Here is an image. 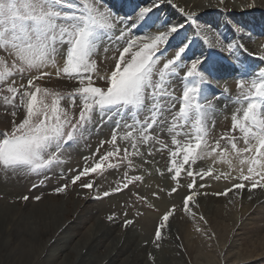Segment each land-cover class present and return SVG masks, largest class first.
Returning a JSON list of instances; mask_svg holds the SVG:
<instances>
[{
  "label": "rangeland",
  "instance_id": "obj_1",
  "mask_svg": "<svg viewBox=\"0 0 264 264\" xmlns=\"http://www.w3.org/2000/svg\"><path fill=\"white\" fill-rule=\"evenodd\" d=\"M230 1L236 5L241 4L239 0ZM243 1H246L245 5H250L247 0ZM152 3L151 0L148 3L144 2L143 5L151 6ZM252 3L254 6L250 9V20L253 24L263 25L264 7L258 6L253 0ZM101 7L110 9L116 17L125 20L129 17L135 19L134 13H116L105 0ZM229 10L231 9H227ZM221 21L219 18L218 28L212 27L219 39V41H211L212 43H209L210 39L203 29L199 28L201 22L186 21V24L193 27V33L182 31V34L189 38L190 46L178 62L179 66L169 70L174 71L176 75L170 77L165 94L155 102L158 120L149 131V135L155 139L148 144H140L136 141L141 155L132 154L134 151L132 138L127 140L121 138L125 133L133 131L123 127V123H134L135 113L132 114V119H129L124 113L109 112L102 118L98 112H94L92 123L87 125L82 135H77L73 142L63 148L59 162L50 169L34 173L26 169L12 171L0 168V264H58L65 259V256L68 258L65 264H79V254L76 252L80 247L79 244L84 241L85 231L92 225L100 226L101 231H106L111 226L114 229L113 234L104 239L99 248L100 253L107 249L117 235H124L128 231H137L140 235L143 233L142 237L145 238L143 246H148L146 250L148 264H159L154 256L157 252L162 255L164 252L163 256L166 260L169 259L170 264H179L181 261L183 264H264V223L258 237L249 235L255 224V219L252 218L254 210L263 201L256 202L252 199L264 198V188L259 185L252 188L251 185L260 179L261 174H264V168L259 164L251 163L253 158H257L254 151L241 152L237 156L227 139H221L226 134L235 136L237 149L247 146L243 141V134L238 129L233 130V116L242 120V109L246 107V103L234 101L240 99L239 93L242 91L238 88V83L243 79L244 90H247L250 87L251 74L264 69V60L260 58L264 55V34L258 36L261 42L259 51L262 54L259 55L254 51L255 48L248 47V43L243 45L242 42L232 41V38L228 40L225 36V32H228L226 23ZM129 23L127 28L130 32L124 39L120 40L117 37L120 36V29L125 25L117 23L115 31L110 33L111 39H104L95 54L91 56L90 59L96 65V71L92 73L94 86L103 89L108 87L107 79L100 77L110 76L115 70L120 52L127 46V40L133 36L150 37L159 33L155 30L144 32L139 28L131 29ZM209 24L205 25L209 26ZM164 30L161 29L162 32ZM172 37L174 36L170 39ZM197 38L201 41L200 45L199 42L196 44ZM167 44L159 46L163 55L157 63V73L152 78L154 81L158 80V73L163 70V64L173 59L181 46L179 38L174 39L170 45ZM57 47L60 51L55 55L56 68L62 69L66 62L67 45ZM137 50L132 48L129 53L124 54V59H131L132 53ZM0 57L5 59L9 68L17 62L14 55L4 50H0ZM197 58L204 61L198 69L205 74L207 83L203 85V89L207 98L206 103L213 105L214 111L206 113L203 117H197L193 110L189 113L188 120H184L179 117L180 98L186 83L184 77L192 60ZM56 68L42 69L44 72H51L52 75L44 76L34 83L65 97L60 101V107L72 118L71 122L74 124L81 112V99L76 96L73 103L68 98V94L80 87V83L78 78H69L64 74L57 77ZM206 68L214 69L211 75L205 73ZM2 70L3 68L0 67V71ZM222 70L229 75L220 84L214 85L216 71ZM246 70L247 75H245ZM36 75L38 73L35 71L15 72L14 75L0 82V139L3 138V133L11 132L13 120L19 124L26 114L23 109H14L12 104L5 103V98L10 99L12 95L7 91L8 86H14L22 92L25 89L21 86H27L28 80ZM165 79L168 80L169 77L166 75ZM173 96L175 99H171ZM53 99L55 97L49 96L45 102L51 105ZM19 103L17 98L15 104L19 105ZM14 110L15 116L12 115ZM150 115L151 113L146 110L141 111L139 120L143 121ZM261 115L264 116V109L261 110ZM198 119L203 120V123L198 124ZM117 121L122 122L119 128L116 126ZM198 127L206 129L203 134L208 145L205 152L211 151L218 140L220 148L211 156L202 154V158L195 164L186 166L195 172L207 171L211 168L213 174L203 179L196 178L195 191L200 194L195 197L194 202L189 203L188 210L185 211L183 198L188 195L187 185L192 183V178L185 172H182L178 182L172 178V174L167 171L169 153L176 150V145L173 144L174 138L180 141V146L183 147L189 142L190 137L198 134L196 131ZM68 130L65 129L66 132ZM114 130L117 132L118 155L116 148L110 142ZM184 132H188L189 136L183 135ZM192 143H195L194 139ZM125 149L128 150L127 157H125ZM110 151L114 155L103 161L102 173L99 171L89 173L76 183L71 182L73 176L78 175L85 167H93ZM149 152L151 155H148ZM129 159L131 165L128 163ZM176 159L182 160V155H178ZM241 160L244 161L243 164ZM109 164L119 167H109ZM261 164H264V160H261ZM249 167L255 169L254 173L248 172ZM241 172L252 176V179L244 181V189L236 190L233 185L241 183L239 179ZM221 173L229 178L217 179L216 176ZM135 176H143L144 179L136 181L133 179ZM125 182H128L127 188L123 187ZM88 183H92L93 187L81 186ZM201 184L204 185L203 188L199 187ZM61 185L68 187L65 192L57 193L55 189ZM117 187H120L121 191H114ZM174 187L178 191L169 194ZM225 189L233 190L227 195H217L223 193ZM246 189L249 190V195L242 196ZM104 192H110V195L104 196ZM153 193L157 195L153 196ZM25 196L28 197L27 200L23 199ZM37 196L40 197L39 200L35 199ZM165 202L169 203L166 207ZM173 205H175L173 215L169 217L166 226L161 228L162 239L156 241V229L161 224L164 213ZM85 211L90 216L83 220L75 235L67 228ZM149 213L155 216L153 222L147 220ZM109 216L113 219L109 220ZM129 220L132 223L126 226L125 221ZM70 236L65 249L60 251L61 240L64 241ZM171 249H174L173 254H169ZM96 260L99 261V258ZM103 263L104 260L98 262V264ZM115 263L118 264L119 260L113 261V264Z\"/></svg>",
  "mask_w": 264,
  "mask_h": 264
},
{
  "label": "snow or ice",
  "instance_id": "obj_2",
  "mask_svg": "<svg viewBox=\"0 0 264 264\" xmlns=\"http://www.w3.org/2000/svg\"><path fill=\"white\" fill-rule=\"evenodd\" d=\"M102 3L103 0H0V50L14 55L17 61L9 68L5 59L0 57V67L3 68L0 71V82H3L6 77H11L15 72L35 71L38 73L28 80L27 86H21L25 89L22 92L11 85L7 88V91L12 95L10 99L5 98V103L12 104L14 109H23L26 114L19 124L13 120L10 133L2 134L0 168L3 170L26 169L35 173L50 169L59 162L63 148L73 142L77 135H82L87 125L92 123L94 112H98L102 118L109 112L124 113L129 119H132V114L135 113L134 123H123V127L133 129V131H129L121 137L125 140L133 139V155H141L136 141H139L140 144H148L155 139L149 135V131L158 120L155 102L165 94L170 77L176 75L174 71L169 70L179 66L178 62L190 46L189 38L182 34L185 24H172L167 31L159 32L156 35L133 36L127 40V46L120 52L115 70L111 72L110 76L100 77L108 81V87L103 89L93 85L92 73L96 71V65L90 59L99 44L106 38L111 39L110 33L115 31L117 23L125 25L120 29V36L117 37L120 40L124 39L130 32V29L127 28L129 21H131V29L137 28L141 21L147 23L148 14L160 5L157 0H153L151 6L139 7L133 21L131 17L127 20L116 17L110 9L102 8ZM173 6L185 15L186 21L196 23L198 18L196 13H186L184 8L178 5ZM173 34L175 38H179L181 46L176 51L175 57L163 64V70L158 73V80L154 81L152 78L157 73V63L160 56L163 55L159 46L166 44ZM58 45H67L66 62L62 69L56 68L55 55L60 51ZM132 48L138 50L132 53L131 59L125 60L124 54L129 53ZM260 58L264 60V55ZM203 63L204 61L200 58L192 60L191 66L185 74L186 83L180 98L181 107L179 109V117L184 120H188L189 113L193 110L197 117H203L206 113L214 111V106L206 103L207 98L203 89V85L207 83L205 74L198 69V66ZM47 67L56 68L55 75L57 77L64 74L69 78H78L79 80L80 87L68 94V98L73 103L76 96L81 99V112L79 119L74 124L71 122L72 118L60 107V101L65 97L34 83L43 79L44 76L52 75L51 72L42 71ZM204 71L207 75H211L213 69L206 68ZM166 75L169 77L168 80L165 79ZM245 75H247V70ZM251 76L250 87L247 90H244L243 79L238 83V88L242 91L239 93L240 99L234 101L246 103V107L242 109L243 119L240 120L235 115L233 116V130L238 129L243 134L242 138L247 146L237 149L235 136L226 134L221 139H227L237 156L241 152L254 151L257 158H253L251 163L259 164L264 168V164H261V160H264V116L261 115V110L264 109V69H259ZM49 96L55 97L51 105L45 102ZM17 98L20 101L19 105L15 104ZM171 99H175V97L173 96ZM145 110L151 115L140 121L139 113ZM12 115H16L15 110ZM121 123V121H117V128L121 127ZM197 123L202 124L203 120L198 119ZM65 129L69 130L66 132ZM196 131L198 134L190 137L189 142L183 147L180 146V141L174 138L173 144L176 145V150L169 153L170 160L167 171L172 174V178L178 182L182 172L192 178V183L187 185L188 195L183 198L185 211L188 210L189 203L194 202L195 197L200 194L195 191L196 178L203 179L213 174L211 168L207 171L195 172L186 166L195 164L202 158V154L211 156L220 148L218 140L211 151L205 152L208 147L203 138L206 129L198 127ZM182 134L189 136L188 132ZM192 139L195 140L194 144ZM116 141L117 132L114 130L110 141L114 148H116ZM124 151L125 157H127L128 150ZM116 154H119L118 148H116ZM113 155L114 153L111 151L106 153L93 167H85L78 175L73 176L71 182L74 184L89 173L98 171L102 173L104 170L103 161ZM148 155H151V152ZM178 155H182V160L176 159ZM221 158L223 159V156ZM240 162L244 163L243 160ZM128 163L131 165L130 159ZM109 167H119V165L109 164ZM254 171L253 167L248 168L249 173H254ZM216 178L227 179L229 177L221 173ZM133 179L142 181L144 177L135 176ZM239 179L241 183L233 185L236 190L244 189V181H250L252 176L244 175L241 172ZM261 181H264V174H261L260 179L256 180L251 187L255 188L259 185L264 188V183ZM81 186L91 188L93 184L88 183ZM67 187L68 185H61L55 191L62 193L66 191ZM123 187L127 188L128 182H125ZM199 187L203 188L204 185L201 184ZM232 190L225 189L223 193H217V195H227ZM114 191H121V188L117 187ZM177 191L178 189L174 187L169 194ZM103 195L108 196L110 192H104ZM156 195L153 193V196ZM23 199L27 200L28 197L25 196ZM35 199L39 200L40 197L37 196ZM141 199L144 198L141 197ZM174 210L175 205L164 213L161 224L155 232L156 241L162 239L161 228L166 226ZM108 219L112 220L113 217L109 216ZM131 223L130 220L125 221L126 226Z\"/></svg>",
  "mask_w": 264,
  "mask_h": 264
},
{
  "label": "bare ground",
  "instance_id": "obj_3",
  "mask_svg": "<svg viewBox=\"0 0 264 264\" xmlns=\"http://www.w3.org/2000/svg\"><path fill=\"white\" fill-rule=\"evenodd\" d=\"M105 1L110 4V6L114 9L116 13H134L133 15H135L139 7H144L143 5L144 2L148 3L151 0H105ZM239 1H241L240 2L241 4L236 5L233 4L230 0H223V2H221V0H157L160 6L158 8H154L153 11L148 14V16L146 17L147 23L141 21L139 22V26L135 29L139 28V30L144 32L151 30L162 32L161 31L162 28L165 29L164 31H167L168 27L172 24L184 23L185 28L182 31H184L185 33L186 31L192 32L193 27L190 24H186L185 15L180 13L177 7L173 6V5H178L179 7L184 8L186 13L197 14L198 18L196 20L201 22L199 28L203 29V31L208 35L210 39L209 43H212L211 41H216V40L219 41L217 36L214 34V30H212V27L216 26L218 28L219 18H220V20H222L221 22L224 21L226 23L228 32H225V36L228 37L227 38L228 40L232 38V41L242 42L243 45H246V43H248V47L250 49L255 48L256 50L254 51H256V54L262 55L259 51L261 48L260 47L261 42L258 40L259 39L258 36L264 34V24L259 26L251 22L250 20L251 15L249 16V13L252 6H254L252 0H249V2L247 0V3H249L251 6L250 5L248 6L247 4L245 5L246 1L243 0H239ZM253 2L258 6L264 7V0H253ZM227 9H231V10L227 11ZM206 23H210L209 26H206L205 25ZM129 24L131 25V22ZM170 38L171 36L168 39L167 45H170L171 42L173 43L174 39H176L175 37H172V39ZM198 42L200 45L201 41L197 38L196 44ZM215 75L216 76L214 78L213 84L217 85L220 84L222 80L229 75V73L222 70L220 72L216 71ZM221 77L222 79H220ZM248 191L249 190L247 189L244 190L242 196L249 195ZM260 200L261 201L263 200L262 204L258 205V207L254 210L252 216V218L255 219L254 223L256 225L254 224V227L250 230L249 232L250 236L255 235L258 237L263 229L262 223H264L263 222L264 198L260 199L259 197L255 200L252 199V201H256V202ZM168 204L169 203L165 202L164 206L166 207ZM85 212H83L82 215L80 214V216H78L76 220L73 221L67 228L70 232L75 233V235L78 231V228L82 224L83 220H85L88 216H90L88 215L87 211ZM154 217H155L154 214L149 213V217L147 220L153 222ZM99 227L100 226L92 225L87 229V231H85L83 235L84 241L79 244L80 247L76 252V254H79V264H98V262L102 260H104L103 264H110V263L113 264V261H115L116 259L119 260L118 264H148V257L146 251L148 249V246H143V241L145 239L142 237L143 233H141L142 235H140V233H138L137 231H128L124 235L121 234L115 236L113 238L114 240L111 241L110 245L103 252L104 253L103 254L99 252V248L105 241L104 239H106V237L108 238L109 235L113 234L114 229L113 226H111L107 230L105 229L106 231H101L99 230L100 229ZM70 238L71 236L64 241L61 240V243L59 245L60 251H63L65 249ZM172 250L174 252V249H171L169 250V254L172 253ZM155 254L156 255L154 256L156 257L157 260L156 262H158L159 264H170L168 262L169 259L166 260L164 258L163 256L164 252L163 255L162 253L160 254L159 252ZM64 258L65 259L60 261L58 264H65L68 258L66 256ZM98 258L99 261L96 260ZM181 262L179 264H183Z\"/></svg>",
  "mask_w": 264,
  "mask_h": 264
}]
</instances>
